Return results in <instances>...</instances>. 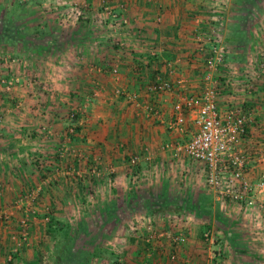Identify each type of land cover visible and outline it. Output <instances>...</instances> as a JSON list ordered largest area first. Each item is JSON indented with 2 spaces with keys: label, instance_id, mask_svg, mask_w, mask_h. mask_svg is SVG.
Instances as JSON below:
<instances>
[{
  "label": "crops",
  "instance_id": "crops-1",
  "mask_svg": "<svg viewBox=\"0 0 264 264\" xmlns=\"http://www.w3.org/2000/svg\"><path fill=\"white\" fill-rule=\"evenodd\" d=\"M25 1L17 12L34 13L33 20L19 23L23 28L33 25L34 33L19 36L24 50L18 66L0 67V79L19 78L10 92L0 85V264L12 255L14 264H33L46 247L54 252L53 244L44 246L52 236L46 231L49 217L73 225L79 215L75 206L83 204L86 193L105 209L136 202L149 206L135 215L153 222L149 246L140 244L137 233L122 229L110 232L114 239L108 248L100 246L111 260L120 255L121 264H264V191L257 194L263 208L245 212L197 191L203 186L200 164L161 148L177 137L166 128L176 105L215 87L223 114L233 91L235 105L245 101L256 110L242 148L257 152L251 161L252 180L264 175V158L258 157L264 152V75L254 82V95L223 86L233 66L240 74L235 85L242 84L243 73L256 74L264 46V0L230 1L225 38L230 51L226 66L209 80L195 37L210 30L208 0ZM110 14L126 17L125 31L114 27ZM43 30L49 33L43 35ZM158 76L170 79L171 92L150 90ZM29 77L34 84L27 83ZM70 112L75 113L73 122ZM42 125L51 133L40 131ZM195 130L189 123L183 139ZM131 156L138 157L135 167L129 166ZM166 164L185 178L182 187L179 180L169 181L170 191L178 186L184 191H172L169 197L192 202V209L175 214L154 207L149 174ZM159 187L166 188V183ZM160 199L163 204L164 196ZM30 204L43 205L42 212L36 211L40 216L20 209ZM113 215L101 211L83 219ZM23 219L28 220L25 241L19 239ZM206 230L212 231L211 242L203 240ZM173 236L185 238L177 250L169 238ZM94 260L105 261L94 257L89 264H96Z\"/></svg>",
  "mask_w": 264,
  "mask_h": 264
},
{
  "label": "built area",
  "instance_id": "built-area-1",
  "mask_svg": "<svg viewBox=\"0 0 264 264\" xmlns=\"http://www.w3.org/2000/svg\"><path fill=\"white\" fill-rule=\"evenodd\" d=\"M231 0H208L209 6L207 19L210 23V30L207 34H197V53L204 59V67L209 80L211 73H218L219 68L226 66L227 55L230 51L225 43L227 18L226 10ZM113 18L114 27L125 31L128 27V20L125 16H116L110 14ZM10 62H15L13 57L8 58ZM228 65V64H227ZM244 74V75H243ZM242 84L235 85L239 80V71L233 66L228 69V77H225L223 86L229 91L234 88H242V92L248 95H254L256 88L254 82L257 78L264 75V46L258 53V62L256 65V74L250 76L249 73H243ZM255 77V78H254ZM0 82L4 89L10 90L18 82L16 76H11L8 80L1 79ZM239 84V83H238ZM150 90L155 93H169L172 91V82L169 78L158 76L151 85ZM236 90V89H234ZM236 92H231L232 103L226 112L221 114L217 105V98L220 90L211 87L207 88L200 95H194L185 98L180 104L175 106L176 113L167 123V130L176 135L174 141L165 143L161 148L163 152L172 151L175 154H181L190 162L200 164L205 189L216 198L234 203L245 212H251L255 209L263 208L257 203V194L264 191V175L259 177L257 182L252 180V160L257 152H251L242 148V144L248 138L249 128L253 123L256 110L249 106L245 101L239 104L234 103ZM75 119V113L68 114V120ZM192 123L196 130L190 134V137L183 139L186 135L188 124ZM40 131L50 134L47 126L42 125ZM68 134H74V128L68 129ZM64 150V149H63ZM60 151V154L63 153ZM62 154L60 155V157ZM259 158H264V152L259 154ZM138 164V157L131 156L129 166L135 167ZM134 180L137 176L133 175ZM135 226L132 231L140 232L144 225L147 233H152L155 228L149 217H136ZM21 233L19 239L25 241L28 236V220L23 219L20 222ZM154 227V228H153ZM173 248L177 250L185 241L182 236L169 237ZM204 242L214 240L212 231L206 230L203 233ZM10 260V259H8Z\"/></svg>",
  "mask_w": 264,
  "mask_h": 264
},
{
  "label": "rangeland",
  "instance_id": "rangeland-1",
  "mask_svg": "<svg viewBox=\"0 0 264 264\" xmlns=\"http://www.w3.org/2000/svg\"><path fill=\"white\" fill-rule=\"evenodd\" d=\"M35 0H31L32 3H34ZM28 1L25 0H0V67L1 66H8L12 64V67H17L20 63V55L21 51L23 52L24 48L23 45L18 43V40L20 37L24 36L31 38L34 33V27L32 25L31 28H23L22 23H19V21L23 20H33V14L34 13H28V14H20L17 11V6L21 4H25ZM27 4V3H26ZM21 19V20H20ZM45 31V30H43ZM20 36V37H19ZM10 57H13L16 61L10 62ZM14 67V68H15ZM18 78V77H17ZM30 78V77H29ZM1 80V79H0ZM19 82V78H18ZM18 82L15 83L13 87H16L18 85ZM28 84L32 85L34 84V80L30 78L27 82ZM0 85L2 83L0 82ZM3 86V85H2ZM4 88V86H3ZM7 92H10V90H6ZM170 153L167 152V155ZM168 167V168H166ZM172 169H176L175 167L170 168L167 164L166 165H157L154 169V171L151 170L150 176V186L151 189H149V192L152 193L153 199V205L155 208L165 210V212L175 213L178 212L180 209L188 210L187 207L192 209V202H188L186 205L181 199L180 202H178L179 196L177 197V200L174 198L169 197V193L174 191V194L183 193V189L181 190L180 187L181 184L185 182V178L182 174H177V172L172 171ZM153 172V173H152ZM165 172V173H163ZM169 174V175H168ZM175 176V177H173ZM170 180L178 181L180 187H175L172 191L168 189V184ZM166 183V188L159 187L161 182ZM196 183V182H195ZM200 183H202V187L200 189H196L197 191L208 193L205 188L204 183V176L200 178ZM178 184V183H177ZM163 186V185H161ZM154 188V189H153ZM180 188V189H179ZM163 190V191H162ZM194 192V191H193ZM90 195V196H89ZM86 193L85 198L83 195V206L81 204L76 205V210L74 211L75 214L76 211L79 215L75 216L78 219L72 220L73 225L67 224L65 221H59V223L63 224V232L66 235H62L61 237L58 235H52L48 236V241L46 240L44 243L45 245H48L49 243L53 244L54 248L56 246L57 252L51 251L49 247L45 248V250L42 251V253H39L37 256L34 257V263L33 264H81L83 261L84 253L83 250L91 251L93 246H103L104 248H108L109 244L113 242L114 235L110 234L111 231H114L115 229H122L127 230L135 235L137 233V236L135 237L139 238L141 243L145 246H149V235H147L146 229L143 227L140 229V232L132 231V228L135 226V215H139L141 212H144V209L147 208L149 210V206H144L142 202H136L134 206L128 205H118L116 208H109L105 211H110V214H114L113 216H108L107 220H98V217H93L92 219H88L87 221L83 218H86V216L89 217V215L92 214H98L99 212L103 211L105 208H103V205H100L96 203V198L93 197V195ZM164 196V203L162 204V201L160 199ZM186 194H181L180 196H185ZM193 194H190V198ZM88 196V198H86ZM89 197H91L89 199ZM184 198V197H183ZM90 200V201H89ZM92 201V202H91ZM168 201V202H167ZM63 206V205H62ZM67 207V205H65ZM40 208V209H39ZM43 205L38 204H30L27 205V207H21V210L25 211V214L28 216H40L37 215V212H42ZM153 210V209H152ZM37 211V212H36ZM160 211V210H159ZM175 211V212H174ZM190 211V210H189ZM51 211H47L48 214L52 216L50 213ZM34 213V214H33ZM45 213V214H47ZM74 216V215H73ZM114 217V218H113ZM119 218V220H116L115 218ZM121 219V220H120ZM81 222L83 225H81ZM171 222V223H170ZM168 222L169 224L173 225V221ZM78 223H80L79 226ZM205 225V224H204ZM66 226V227H65ZM163 227V225H161ZM2 227H0V246L2 245ZM72 228H75L74 230ZM71 229L73 230L71 241L68 239ZM77 231V233H75ZM68 234V235H67ZM110 234V235H109ZM52 237V240H51ZM65 239L68 241L66 242ZM110 242V243H108ZM124 243V241H120ZM139 244V243H138ZM124 245V244H123ZM51 248V247H50ZM51 251V252H50ZM108 254V253H107ZM15 257V256H14ZM120 257V255H119ZM116 258L110 260L113 264H121L122 258ZM104 259L103 264H108L107 257H101ZM12 258L10 260H7L6 264H14L12 262ZM100 260V258H99ZM99 261H93V263L98 264ZM117 262V263H116ZM92 263V262H91Z\"/></svg>",
  "mask_w": 264,
  "mask_h": 264
},
{
  "label": "trees",
  "instance_id": "trees-1",
  "mask_svg": "<svg viewBox=\"0 0 264 264\" xmlns=\"http://www.w3.org/2000/svg\"><path fill=\"white\" fill-rule=\"evenodd\" d=\"M49 33V30L48 31H44L43 32V35L45 34H48ZM134 196H132V197H130V198H133ZM106 210V209H105ZM105 210H103L102 212H104ZM50 215V214H49ZM80 225V223H78V225L77 226H79ZM81 225H83L82 224V222H81ZM64 225L63 224H61V223H59V222H56L55 220H54V218H52V217H49V220H48V224H47V233L48 234H52V235H59L60 237L62 236V235H66L64 232H63V227ZM66 227V226H65ZM75 228H73V230H74ZM73 230H71V232L73 233ZM55 233V234H54ZM75 233H77V231H75ZM62 234V235H61ZM68 235V234H67ZM72 234L70 233V235L68 236L69 238L68 239H70L69 241H71V239H73L72 237ZM65 241L67 242L68 240L67 239H65ZM54 251L56 252V253H58L57 252V248H56V246H55V248H54ZM85 255H84V257H83V261H82V263L81 264H89V262L91 261V259H93L94 257H107L108 259H110L111 260V258H112V255L110 254H107L106 252H104L102 249H101V247L100 246H93V248H92V250L91 251H88V250H83L82 251Z\"/></svg>",
  "mask_w": 264,
  "mask_h": 264
}]
</instances>
